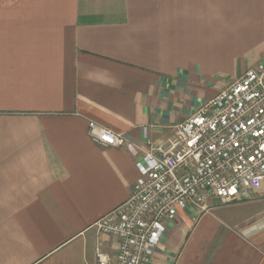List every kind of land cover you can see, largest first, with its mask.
I'll list each match as a JSON object with an SVG mask.
<instances>
[{
  "label": "crops",
  "instance_id": "0c3cea01",
  "mask_svg": "<svg viewBox=\"0 0 264 264\" xmlns=\"http://www.w3.org/2000/svg\"><path fill=\"white\" fill-rule=\"evenodd\" d=\"M262 60L264 0H0V264L114 254L95 223L136 160ZM208 203L178 211L151 264H264V182Z\"/></svg>",
  "mask_w": 264,
  "mask_h": 264
},
{
  "label": "built area",
  "instance_id": "2783aa9c",
  "mask_svg": "<svg viewBox=\"0 0 264 264\" xmlns=\"http://www.w3.org/2000/svg\"><path fill=\"white\" fill-rule=\"evenodd\" d=\"M146 134V133H145ZM88 135L121 146L122 134L90 121ZM128 197L99 218V233L116 238L110 255L98 242L97 264H151L154 250L179 210L210 209L212 197L235 199L264 182V60L247 68L174 127L167 145L136 160Z\"/></svg>",
  "mask_w": 264,
  "mask_h": 264
}]
</instances>
